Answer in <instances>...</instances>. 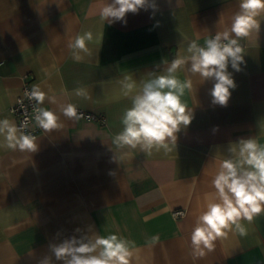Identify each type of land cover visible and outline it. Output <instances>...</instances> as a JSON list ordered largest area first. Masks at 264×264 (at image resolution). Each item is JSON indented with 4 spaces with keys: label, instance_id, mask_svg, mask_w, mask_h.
I'll use <instances>...</instances> for the list:
<instances>
[{
    "label": "crops",
    "instance_id": "0c3cea01",
    "mask_svg": "<svg viewBox=\"0 0 264 264\" xmlns=\"http://www.w3.org/2000/svg\"><path fill=\"white\" fill-rule=\"evenodd\" d=\"M108 2L0 0V119L15 123L9 108L28 82L54 98L41 106L63 124L35 135V153L0 148V264H38L51 255L50 245L93 233L134 241L131 264H264V212L241 221L245 236L230 231L203 256L193 254L190 240L230 142L255 137L264 144V17L260 30L240 41L241 70L229 65L236 87L227 106L212 103L214 80L183 66L177 76L193 81L183 97L193 118L177 134L176 148L167 154L128 150L117 163L113 151L121 152L112 138L131 106V95L121 89L124 78L136 81L134 95L149 73L189 55L192 40L203 45L229 28L240 0H156V10L129 12L111 24L99 15ZM89 31L88 52L77 63L67 45ZM77 86L90 99L72 95ZM67 103L104 121L68 119L62 113ZM176 210L183 215L174 216ZM152 236L159 240L149 246ZM52 262L63 264L54 256Z\"/></svg>",
    "mask_w": 264,
    "mask_h": 264
},
{
    "label": "clouds",
    "instance_id": "9594fccd",
    "mask_svg": "<svg viewBox=\"0 0 264 264\" xmlns=\"http://www.w3.org/2000/svg\"><path fill=\"white\" fill-rule=\"evenodd\" d=\"M158 8L156 0H110L100 9L101 20L111 24L124 21L126 14L137 13L140 9ZM260 17H264V0H240L239 10L233 15L231 25L212 37H207L201 45L192 40L186 51L187 56H176L166 64L163 72L149 73L137 89V83L126 76L121 82L125 97L131 95V106L126 108L121 117V130L112 138L114 149L113 161L121 163L128 150L139 149L151 154L154 150H163L166 154L176 148L177 134L186 129L193 118V112L184 102L183 97L191 91L193 81L190 77L180 79L177 72L190 64L187 72L199 75L202 80H214L210 95L212 103L227 106L231 89L236 87L229 65L237 72L244 63V48L240 41L261 28ZM93 38L92 32H85L70 40L67 47L71 58L79 63L87 53V42ZM72 95L84 100L90 99L88 90L77 86ZM29 101L36 105L54 103L41 87L34 84L30 91H25ZM34 123L45 132L63 127L58 115L47 107H34ZM64 117L78 120L77 105L67 103L62 107ZM27 125L18 126L7 118L0 119V136L4 143L0 148L13 151L35 153L38 144L34 135L21 131ZM216 129H214L215 131ZM228 155L219 163L218 170L211 183L214 192L205 196L206 209L197 217L196 225L191 231V248L194 255L203 256L205 250L211 252L215 241L235 231L241 236L247 229L241 221L251 223L257 215L264 212V144L255 137L241 138L230 142ZM79 232V229L76 230ZM158 236L146 241L149 246L158 242ZM51 255L44 256L38 264H53L52 256L63 264H131L137 249L134 241L116 233L87 236H72L58 244L50 245Z\"/></svg>",
    "mask_w": 264,
    "mask_h": 264
},
{
    "label": "built area",
    "instance_id": "2783aa9c",
    "mask_svg": "<svg viewBox=\"0 0 264 264\" xmlns=\"http://www.w3.org/2000/svg\"><path fill=\"white\" fill-rule=\"evenodd\" d=\"M214 35L208 36L212 37ZM207 38V37H206ZM241 45L244 48V44L241 43ZM32 88V85H30L28 82H25L22 86L21 93L17 96L15 102L10 106V112L15 118V124L18 126L21 124V122L24 121V123L27 125L26 128H22L21 131L36 135L41 131L38 127L35 126L34 123V107H41V105H36L34 101H29V99L25 96V91H30ZM78 110V115L80 116V119H87V120H97L99 122H103V118L101 116H95L94 114L90 112H85L81 109ZM173 215L178 217L183 215V210H176L173 212Z\"/></svg>",
    "mask_w": 264,
    "mask_h": 264
}]
</instances>
